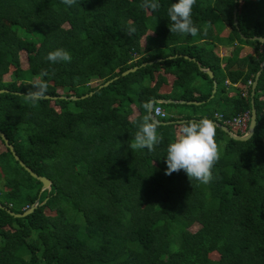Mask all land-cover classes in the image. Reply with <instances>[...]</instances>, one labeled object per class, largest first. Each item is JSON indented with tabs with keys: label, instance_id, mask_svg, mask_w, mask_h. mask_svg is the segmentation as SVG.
<instances>
[{
	"label": "trees",
	"instance_id": "obj_1",
	"mask_svg": "<svg viewBox=\"0 0 264 264\" xmlns=\"http://www.w3.org/2000/svg\"><path fill=\"white\" fill-rule=\"evenodd\" d=\"M176 2L159 0L153 12L140 7L142 0L71 6L0 0V134L24 166L50 181L39 194L40 183L0 138V264H264V66L254 88L251 137L235 141L216 127L220 159L213 179L203 184L183 170L165 174L177 121L207 117L225 126L223 120L250 113L251 86L245 97L241 91L264 59V46L248 40L264 38V0H196L195 37L170 32L167 8ZM217 23L229 29L225 36V29L213 33ZM61 47L71 53L70 63L46 60ZM216 47L224 48V59ZM243 47L252 54L239 56ZM41 70L49 73L43 79L51 98L31 106L23 94ZM167 76L169 93L159 94ZM152 98L200 104L157 103L165 117L155 118L173 122L158 129L164 140L151 152L132 149L142 105ZM212 103L225 110H207ZM164 107L185 113L173 117ZM36 198L24 217L6 212L21 214ZM193 224L198 228L191 232Z\"/></svg>",
	"mask_w": 264,
	"mask_h": 264
},
{
	"label": "clouds",
	"instance_id": "obj_2",
	"mask_svg": "<svg viewBox=\"0 0 264 264\" xmlns=\"http://www.w3.org/2000/svg\"><path fill=\"white\" fill-rule=\"evenodd\" d=\"M66 5H73L76 0H62ZM196 0H178L167 8V16L171 21L170 32L181 35L197 36L200 29L192 19L193 6ZM142 9L157 11L161 4L159 0H142ZM130 28L129 32H134ZM46 60L51 63L71 62V53L64 48L50 51ZM49 75L47 70H41L33 80L27 92L23 94L26 104L35 106L45 98L48 92V81L43 79ZM144 115L135 132L132 149L155 150V146L162 143L164 136L158 132L161 122L155 118L160 109L157 107L155 98L145 101L142 105ZM216 125L207 117L199 120L182 122L176 131L175 137L167 146L166 175L183 170L190 181L196 180L207 184L213 179V168L220 159L219 146L215 139Z\"/></svg>",
	"mask_w": 264,
	"mask_h": 264
},
{
	"label": "water",
	"instance_id": "obj_3",
	"mask_svg": "<svg viewBox=\"0 0 264 264\" xmlns=\"http://www.w3.org/2000/svg\"><path fill=\"white\" fill-rule=\"evenodd\" d=\"M235 9H233L232 11V24L233 26L235 27L236 26V21H235ZM240 38L242 40H245L246 38L243 37V36H240ZM248 40L250 41H257L258 43H260L261 45L264 46V38L262 37H250L248 38ZM183 59H188L187 57H183ZM188 60H192V59H188ZM155 61H160V59H157V60H154ZM152 62H147V63H142L141 64V67H144L145 65H150ZM264 66V59L261 61L260 65H259V70L258 72L256 73L255 77H254V80L252 82V85L250 87V105H251V108H250V113H249V122H248V127H247V130L245 132L244 135L242 136H238V135H235L233 133H231V131L226 127V126H223L217 122H214L216 127L220 128V130L222 132H224L230 139L232 140H235V141H245L247 139H249L253 133V129H254V126H255V111L254 109L252 108V104H253V94H254V88L256 86V83H257V79H258V76H259V73L260 71L262 70ZM136 69V67L134 68H131V69H128L124 72L121 73V76H124L126 75L127 73L129 72H133L134 70ZM202 72H204L208 78H211L212 75L211 73L208 71V70H202ZM113 79H116V77H114ZM110 81H107L105 83H103L102 85L98 86V88H101V87H105ZM215 88H216V83L213 81L212 82V90H211V95L214 93L215 91ZM4 90H0V93H2ZM91 95V92L88 93V94H85L79 98H76V97H70L69 99L71 100H76V99H84L86 98L87 96H90ZM48 98H51V97H48V96H45L44 99H48ZM157 103H163V104H168V103H180V104H183V103H186V104H192V105H199L200 103L197 102V101H188V102H184L182 100H179V101H171V100H156ZM183 121H177L176 123L177 124H180L182 123ZM173 122H161V125H169V124H172ZM0 138L3 142V145L4 147L10 152L12 158L14 161H16L18 163V165L33 179L37 180L39 183H40V189H39V194L43 191V190H47L50 186V181L48 179H46L45 177H41V176H37L35 173L31 172V170L29 168H27L26 166H24V164L18 159V157L14 154L13 150H12V147L7 143V141L5 140V138L3 137L2 134H0ZM38 204V199L36 198L33 202V204L28 208L26 209L23 213L21 214H14L12 212H10L9 210H6V212L10 215V216H13L14 218H20V217H24L28 214H30L32 212V210L34 208H36ZM3 207L0 205V209H2Z\"/></svg>",
	"mask_w": 264,
	"mask_h": 264
},
{
	"label": "rangeland",
	"instance_id": "obj_4",
	"mask_svg": "<svg viewBox=\"0 0 264 264\" xmlns=\"http://www.w3.org/2000/svg\"><path fill=\"white\" fill-rule=\"evenodd\" d=\"M216 27H217V30H215V31L213 32V33L216 34V35H217L218 30H219V34H220L221 31H222L223 29H225L221 23H217ZM228 30H229V29H228ZM228 30L225 29L224 32H222L220 36H225V34H226V32H227ZM17 35H18V36H24L23 32L20 31V30L17 31ZM28 36L31 37V38H34V39H36V40H37V38H38V36H37L36 34L28 35ZM197 45H198V46H204V47H205V44H202V43H199V42L197 43ZM205 49H207V47H206ZM220 50H221V51H220ZM229 50H230V49H229ZM229 50H227V54L229 53ZM213 51H214L215 54H217V55H219V56L222 54V49H220V48H217V47H216ZM160 52L163 53L162 50H161ZM246 53H247V54H249V53L252 54V50H251V48L243 47V48L241 49V51L239 52V56H243V55L246 54ZM224 56H225V55H221L220 58L222 57V59H224ZM19 62H20V68H21V70L24 71V70L27 68V65H26L25 54H24L23 52H20V53H19ZM221 62H223V61H221ZM23 74L25 75V72H23ZM24 77H25L24 79L28 80V78H26V76H24ZM30 78H31V77H30ZM8 80H9V74L4 75V76H3V81H8ZM33 80H34V79H33ZM224 82H227V81L224 80ZM199 84H201V83H200V80L197 79L196 82H195V85H199ZM91 85L93 86L94 83H92ZM204 89H205V88L202 87L201 91L204 90ZM242 89L245 90L244 87H243ZM245 91H246V90H245ZM173 104H180V103H173ZM180 105H181V104H180ZM131 108H132V107H131ZM205 108H206L207 110H215V109H223V110H225L221 104H215V103L205 105ZM132 109H133V108H132ZM163 109H164V111H166L170 116H173V117H176L177 114H179L180 112H181V113H185L184 110H183L182 108H177V107H176V108L164 107ZM167 113H166V114H167ZM135 114H137V112H136L135 109H133V114H132V116H134ZM132 116H131V117H132ZM3 150H4V148H3V146L0 144V152L3 151ZM197 228H198V226H197L196 224H193V225L189 228V230H190L191 232H193V231H195ZM30 240H32V239L30 238ZM209 258H210V259H216V258H217V255L214 254V253H212V254L209 255Z\"/></svg>",
	"mask_w": 264,
	"mask_h": 264
},
{
	"label": "built area",
	"instance_id": "obj_5",
	"mask_svg": "<svg viewBox=\"0 0 264 264\" xmlns=\"http://www.w3.org/2000/svg\"><path fill=\"white\" fill-rule=\"evenodd\" d=\"M251 81H247L246 85L244 86L245 90L247 89L248 86H251ZM224 85L229 86V87H235L236 84H231L228 81L224 82ZM245 90L242 89L241 91V96L245 97L246 92ZM159 108V107H158ZM160 109V108H159ZM155 117H160L163 118L165 117V114L162 109H160L159 113L154 114ZM221 119V116H218ZM223 124L231 131V133L242 136L245 134L249 122V113L245 112L242 114H239L235 117H233L230 120H223ZM25 210L28 209L27 207L24 208Z\"/></svg>",
	"mask_w": 264,
	"mask_h": 264
},
{
	"label": "crops",
	"instance_id": "obj_6",
	"mask_svg": "<svg viewBox=\"0 0 264 264\" xmlns=\"http://www.w3.org/2000/svg\"><path fill=\"white\" fill-rule=\"evenodd\" d=\"M217 48H220V49H222V54L221 55H225V50H224V48H221V47H217ZM221 51V50H220ZM220 55V56H221ZM219 56V55H218ZM219 56V57H220ZM186 57V56H185ZM161 60V59H160ZM155 62H159V61H155ZM207 70V69H206ZM165 80H167V82L168 83H166V84H163V85H161L160 86V88H159V90H158V93L159 94H168L169 93V90H170V86H169V82H170V80H171V77H169V76H167L166 77V79ZM203 84V83H202ZM199 85H201V84H199ZM198 85V86H199ZM202 86V85H201ZM200 88V87H199ZM201 89V88H200ZM213 95V94H212ZM212 95L210 94V98L212 97Z\"/></svg>",
	"mask_w": 264,
	"mask_h": 264
}]
</instances>
